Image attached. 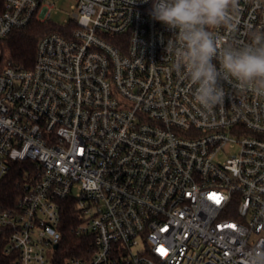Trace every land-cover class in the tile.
Wrapping results in <instances>:
<instances>
[{
  "label": "built area",
  "instance_id": "obj_1",
  "mask_svg": "<svg viewBox=\"0 0 264 264\" xmlns=\"http://www.w3.org/2000/svg\"><path fill=\"white\" fill-rule=\"evenodd\" d=\"M54 1L0 12V182L31 163L0 202L10 264H264V96L228 80L223 104L202 108L152 0H74L33 65H11L3 38ZM233 15L221 44L264 32V0ZM65 201L89 237L72 255L59 248Z\"/></svg>",
  "mask_w": 264,
  "mask_h": 264
},
{
  "label": "clouds",
  "instance_id": "obj_2",
  "mask_svg": "<svg viewBox=\"0 0 264 264\" xmlns=\"http://www.w3.org/2000/svg\"><path fill=\"white\" fill-rule=\"evenodd\" d=\"M147 2V0H144ZM239 0H152L150 16L172 32L165 51L174 56V70L194 86L195 101L211 111L224 102L222 82L251 86L264 96V32L250 42L221 44L220 28L235 27Z\"/></svg>",
  "mask_w": 264,
  "mask_h": 264
},
{
  "label": "trees",
  "instance_id": "obj_3",
  "mask_svg": "<svg viewBox=\"0 0 264 264\" xmlns=\"http://www.w3.org/2000/svg\"><path fill=\"white\" fill-rule=\"evenodd\" d=\"M3 9V0H0V12ZM60 28L51 21H38L32 19L22 28L11 30L8 35L3 38L1 43V51L7 62L14 66L30 68L35 59L36 45L38 40L45 34L58 31ZM22 165L24 169H31L30 162L15 163L11 172L0 182V202L8 204L17 193L16 183L21 179ZM79 221V215L73 204L65 201L60 215L59 229L61 231L62 240L59 248L62 255H72L77 253V248L81 243H85L89 239L88 236L77 235L72 231V226ZM5 239L0 236V264H10L11 258L3 253Z\"/></svg>",
  "mask_w": 264,
  "mask_h": 264
},
{
  "label": "rangeland",
  "instance_id": "obj_4",
  "mask_svg": "<svg viewBox=\"0 0 264 264\" xmlns=\"http://www.w3.org/2000/svg\"><path fill=\"white\" fill-rule=\"evenodd\" d=\"M74 3V0H55L50 10V15L47 18L55 24H61L64 18L70 17L71 8L70 5ZM226 152L228 155L234 153V150L227 148ZM223 157V155H221Z\"/></svg>",
  "mask_w": 264,
  "mask_h": 264
},
{
  "label": "snow or ice",
  "instance_id": "obj_5",
  "mask_svg": "<svg viewBox=\"0 0 264 264\" xmlns=\"http://www.w3.org/2000/svg\"><path fill=\"white\" fill-rule=\"evenodd\" d=\"M217 203H219V200H217ZM231 227H234V226H231ZM161 251L163 252V249H161Z\"/></svg>",
  "mask_w": 264,
  "mask_h": 264
}]
</instances>
